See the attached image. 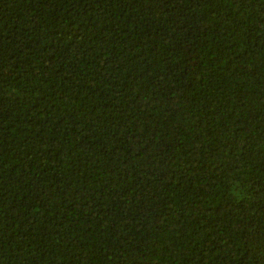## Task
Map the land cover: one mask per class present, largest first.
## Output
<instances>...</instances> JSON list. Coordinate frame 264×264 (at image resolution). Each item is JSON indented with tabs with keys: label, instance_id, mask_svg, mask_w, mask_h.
Segmentation results:
<instances>
[{
	"label": "trees",
	"instance_id": "obj_1",
	"mask_svg": "<svg viewBox=\"0 0 264 264\" xmlns=\"http://www.w3.org/2000/svg\"><path fill=\"white\" fill-rule=\"evenodd\" d=\"M0 264H264V0H0Z\"/></svg>",
	"mask_w": 264,
	"mask_h": 264
}]
</instances>
